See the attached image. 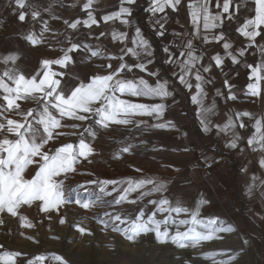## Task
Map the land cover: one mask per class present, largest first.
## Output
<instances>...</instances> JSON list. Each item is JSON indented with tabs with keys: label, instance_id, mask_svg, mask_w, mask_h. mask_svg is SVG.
<instances>
[{
	"label": "crops",
	"instance_id": "crops-1",
	"mask_svg": "<svg viewBox=\"0 0 264 264\" xmlns=\"http://www.w3.org/2000/svg\"><path fill=\"white\" fill-rule=\"evenodd\" d=\"M87 3L88 0H25V8L19 9L15 0H0V63L4 62L5 57L18 54L19 59L14 62L15 67L30 78L40 71L43 59H58L63 54L61 49L78 44L81 46L80 49L69 53L72 57V63L67 67L69 73L60 77H68L72 81H76L77 78L85 81L89 74L102 75L110 71L102 65L110 63L116 68L122 63L118 59L107 57L124 55V62L128 64L147 63V60L151 59L152 63L147 64L148 70L159 72L160 77L168 81L172 96L164 101L148 97L122 98L143 104L165 103L167 107L162 120L157 121L148 116L136 117L137 120H144L146 123L139 128L134 125H110L116 126V131L101 129L97 135L108 137L113 134L116 135V140H119L126 131L120 132L118 127L130 129L128 135H131V139L121 140V143L126 142L135 146L132 150L136 159L126 169L132 174V179L148 177L163 179L167 182L164 196L172 201L174 206L179 204L186 207L189 213L198 208L199 218L204 220L219 218L225 226L235 230L219 233L220 238L202 241L196 247L179 248L171 242L161 244L154 238V233L142 234L132 242L121 233L105 229L98 218H103L105 211L113 214L123 211L126 215L134 216L141 208L145 210L147 216L155 211V206L149 201L161 198L160 194L143 197L136 204L95 206L89 209L82 208L75 201L67 202L60 205L58 210L54 209L47 213L38 207V202H34L30 207L22 206L20 215L17 216L7 212L0 213V220L3 221L0 223V245L3 246L0 253L4 251L22 253L16 258V264H28L30 260L35 264H61L60 261L54 260L53 256L62 257L67 264H219L221 260L233 256L236 259L232 264H264V167L259 164L264 158V150L258 145L251 148L246 145L247 139L255 134V119L264 118V80L257 82L250 78L252 70L249 67V65L258 67L264 63L262 51L264 38L258 36L255 44L249 47V39L237 30L245 19L253 14L251 0H232L230 11L233 19H227L229 14L224 13L222 26L207 31L203 29L201 22L199 36L195 35L191 18L192 9L189 6H182L179 11L167 7L164 12L153 15L148 10L152 0H135L131 5L127 3L122 5V0H93L91 7L85 9ZM220 3L222 5L223 0H220ZM236 5H239L238 12L235 11ZM121 6L130 7L131 16L125 14L119 19L106 23L103 21L104 15L119 11ZM209 7L213 14L222 12V8H216V0H209ZM20 11L28 13L24 22L18 20ZM33 11L39 12L36 19L32 18ZM89 12L98 21L91 27L84 24ZM123 19H127L129 23H122ZM76 21L80 23L75 29L71 28L70 24ZM137 28L152 46L153 55L150 58L142 55L138 59L123 51L125 48L135 47L132 40ZM158 31H163L164 35H158ZM113 32L127 33L128 39L114 40ZM221 33L225 38L223 41L211 39L212 35L218 36ZM30 34H35L40 43L33 45L25 39ZM204 35L209 36V42H204ZM155 37L160 40L162 51L165 47L170 49L174 60L186 58V55L181 57V52L185 51L189 40L193 41L195 54L203 57L189 79L195 85L196 70H200L205 77L203 87L207 96L204 104L207 107L215 106V112L211 116L212 131L208 133L202 131L200 105L194 104L191 100L196 89L193 87L190 92L179 83L178 65L166 63L167 54L164 52L161 64L157 62V50L153 42ZM225 42L232 45L228 51L237 56L239 63H233L226 55L223 48ZM84 45H88L90 50H85ZM241 48L245 49L243 57L238 53ZM96 50H100L103 55L92 57L91 51ZM217 54L224 58L223 70L216 67L215 61L210 59ZM208 65H212L211 71L203 72V67ZM12 68V61L4 64L3 69L0 65V76L5 70ZM52 70L59 73L65 68L52 65ZM139 77L147 79L149 83H154L156 79L150 77L148 72H141L139 68H134L125 78ZM40 78L42 75L38 77ZM249 83H257L260 95L248 94ZM2 95L0 91V97ZM229 95H235L236 99L227 98ZM3 103L0 98V104ZM17 103L21 105V110H38L35 100H18ZM238 112H249L253 118H240L246 125L244 128H240L237 122L235 131L243 137V141L238 150H230L225 147L230 134L219 132L215 125L223 126L229 117L235 120V113ZM5 115L23 122V118L14 112ZM2 120L0 117V121ZM163 122H172L174 127L168 129L154 127L155 124ZM83 125L88 124L83 122ZM192 126L199 130V134L195 133ZM84 137L85 141L92 145L91 136L85 133ZM101 155L102 153L100 157ZM213 157L219 162L206 168L205 158ZM100 163L102 164V161ZM101 164L96 168L102 171L106 166ZM120 168L116 167V173H122V178L125 170L123 164ZM87 173L92 174V171ZM119 181L124 180L122 178ZM251 185H254V189L249 192ZM83 189L98 191L97 185L91 181L86 182ZM108 190H111V186ZM91 192L90 195L93 193ZM137 195L133 193L130 199L136 198ZM201 199L210 203L201 206L199 205ZM89 200L94 199L88 197L84 202ZM21 215L27 220H22ZM164 216H167V213L157 214L158 219H163ZM173 216L176 214L173 213ZM178 218L190 219V215L182 213ZM61 219H65L66 222L61 224ZM25 223L33 226L25 227ZM79 227L88 229L91 235L87 233L81 235ZM186 227L183 226L181 230H186ZM174 231L173 226L172 232ZM40 256L45 259L36 260V257Z\"/></svg>",
	"mask_w": 264,
	"mask_h": 264
},
{
	"label": "snow or ice",
	"instance_id": "snow-or-ice-1",
	"mask_svg": "<svg viewBox=\"0 0 264 264\" xmlns=\"http://www.w3.org/2000/svg\"><path fill=\"white\" fill-rule=\"evenodd\" d=\"M19 9L25 8V0H15ZM93 0H88L85 4V9L91 7ZM123 3L129 5L134 4L135 0H122ZM181 0H152V5L148 9L155 15L157 12H164L167 7L176 10L177 5ZM253 4L252 15L246 18L243 24L237 29L240 34L249 39L251 47L256 42V38L262 35L264 29V0H251ZM192 9L191 18L194 26L195 35L199 36L201 31V22L204 30L215 29L223 24V14L228 13L227 19H233L230 11L232 8V0H223L221 5L220 0H216V8H222V12L213 14L209 7V0H204V3H192L189 5ZM235 11H239V5L235 6ZM131 16V8L121 6L119 11L103 16V21L106 23L110 20L119 19L124 15ZM28 15L25 11H20L18 20L24 22ZM32 18L36 19L39 12L33 11ZM122 23L128 24L127 19L121 20ZM80 21L70 24V27L75 29ZM98 21L92 15L88 14V19L84 24L91 27L97 24ZM159 23V21H157ZM161 27H163L161 25ZM251 29V30H250ZM104 33H101L103 35ZM158 35L163 36V31H158ZM114 40L125 41L128 39L127 33H112ZM33 45L40 43V40L35 37V34H30L25 37ZM212 40L217 42L223 41L224 35H212ZM205 43L209 42V36L204 35ZM135 45L133 48H125V54L130 53L133 57L153 55V49L150 42L144 38L140 29H136L135 36L132 40ZM80 45L72 44L67 49H61L63 56L58 59H43L40 65V71L31 75L29 78L21 70L15 67L14 62L19 59L18 54L9 55L4 58L7 64L13 62V68L5 70L0 76V91L3 95V104H0V213H9L13 216L20 215L22 206H32L34 202H38V207L43 212L58 210L59 206L68 202V196L65 190V180L68 173H75L77 168L75 165L80 163V158H83L88 163L92 161L90 156L95 154V149L90 143L85 141L84 133H88L94 140L97 136V130L91 125L84 128L83 132L62 131L61 129H80L83 122L92 121V124L97 126V129H108L110 125L129 126L134 125L139 128L145 124L144 120H137L136 117H152L160 121L164 115L167 105L163 102L153 104L135 103L131 99L122 97H148L159 98L160 101L166 100L172 96L169 90L168 81L160 77L159 72L149 71L148 63H152L151 59L147 63L139 62L136 64H128L124 62V55L107 57L108 59H118L122 61L116 68L109 63L106 67L110 71L106 74H96L85 77V81L67 80L62 86L59 78L64 76V72H55L52 70V65H59L62 68H67L72 63V57L69 53L74 50H79ZM85 50H90L88 45H84ZM223 48L226 50V55L231 58L233 63H239V59L232 51L230 43L225 42ZM264 51V49H262ZM163 52L167 54L166 63L169 65L176 63L180 69L178 74L179 83L184 85L190 92L195 87L196 92L191 96L194 104L200 105V124L202 131L208 133L212 131L211 116L215 112V106L207 107L204 100L207 93L204 90L203 84L205 77L200 70L194 73L195 85L190 81L193 75V70L196 69L197 63L202 61L203 57L195 54L193 49V41L189 40L186 43L185 51L181 52V57L186 55L184 59H172L173 54L168 47L163 48ZM239 56L245 55V49L238 50ZM100 50L91 51L92 57L102 56ZM215 61V66L223 70L224 58L219 54L210 57ZM212 65L203 67V72L211 71ZM252 70V77L257 82L264 80V63L258 67L249 65ZM134 68H139L141 72H148L150 77H156L154 83H149L147 79L139 77L136 79H127L126 74L131 73ZM42 75V78L38 79ZM7 78V80H5ZM8 81L11 82L8 83ZM210 82V81H209ZM227 84V81H225ZM14 85V86H13ZM248 94L257 96L260 95L257 83H249L247 85ZM231 86H229V91ZM40 94V95H36ZM218 94H222L219 93ZM227 98L235 100V95H229ZM18 100H35L38 105V110L24 109L21 110V105ZM35 111V116L33 112ZM14 112L23 118L21 120L8 118L5 113ZM32 118L30 121L29 118ZM236 119L229 117L227 122L221 125H215L221 133H229L230 139L225 143V147L230 150H238L243 137L235 131L237 122L239 127H246L241 117L253 118L249 112L235 113ZM67 118L73 123L63 122ZM82 122V123H75ZM154 127L158 129H168L174 127L172 122L157 123ZM61 130V131H58ZM79 135L78 144L64 143L59 147L54 146V141L64 136ZM246 145L253 147L258 145L264 150V118L255 119V134L247 139ZM132 144H127L120 149L121 153H131ZM255 150V148H253ZM114 158H120L119 155ZM219 161L213 157L205 158V167L209 168L213 163ZM261 167H264V158L259 161ZM30 166H32L30 168ZM137 171H141L137 169ZM246 171V169H244ZM34 172V174H32ZM30 177V178H29ZM98 187V192L95 193V199L88 202L76 200L82 208L89 209L95 206H120L125 203L136 204L143 197L160 194L159 199L150 200L149 203L155 206V211L150 214L145 213L143 208L139 209L134 216L126 215L123 211H117L115 214L105 211L103 218H98L99 222L104 225L105 229L111 228L113 232L123 234L129 241L134 242L137 237L142 234L146 235L154 233V238L158 243L167 244L171 242L179 248L196 247L202 241H211L215 238H220L219 233L234 231L230 226H225L219 218L204 220L199 218L200 212L197 208L189 213V209L179 204L173 205L164 194L167 191V182L157 178H140L127 179L124 181L105 180L94 181ZM111 186V190L109 189ZM254 185L249 186V192H252ZM138 194L136 198L130 199L132 194ZM115 194V195H113ZM105 197H112L111 200H105ZM210 203V201L201 199L199 205ZM163 215V219H158L157 214ZM173 213L176 216H173ZM189 214L190 219H179L180 214ZM22 220H27L21 215ZM3 221L0 220V223ZM65 219H61L60 223H65ZM121 225H125L121 227ZM25 227L33 225L25 223ZM175 231L172 232V227ZM183 226H187L186 230H181ZM78 231L81 235L91 232L79 227ZM246 243V242H245ZM0 248H3L0 245ZM20 252L4 251L0 253V264H16V258L21 256ZM45 257H36V260H44ZM54 260L60 261L61 264H67V261L60 256H53ZM236 258L229 257L227 260H221L219 264H232ZM28 264H35L34 261H29Z\"/></svg>",
	"mask_w": 264,
	"mask_h": 264
},
{
	"label": "rangeland",
	"instance_id": "rangeland-1",
	"mask_svg": "<svg viewBox=\"0 0 264 264\" xmlns=\"http://www.w3.org/2000/svg\"><path fill=\"white\" fill-rule=\"evenodd\" d=\"M202 1L204 0H181V3L177 5L176 11H179V8L182 6L186 7L192 3H200ZM4 64L6 63L4 62L0 63V65L2 66V69L4 68ZM61 72H64L65 75L69 73L67 68H65V70ZM59 79L62 82V86L65 81L69 80L68 77H60ZM8 83H10V81H8ZM33 115L35 116V111L33 112ZM63 122L73 123V121H68L67 118H65V121ZM89 123L92 125V128H95L97 130V133L100 132L101 129H103V128L97 129V126L92 124V121L87 122L88 125ZM88 125L86 126L83 125L80 129H76V130H73V129H61V130L62 131H76L77 133H79V132H83L84 128L88 127ZM110 129L113 131H116V126H110L108 130ZM118 129L120 130V132L122 130L126 131V133L122 135L119 140H116V135H113V134L108 137H105V136L101 137L97 135L95 138L96 140L92 141V146L95 149V154L89 157V159L92 162L88 163L83 158H80V163L78 165H75V167L77 168V171L75 173L67 174V179L65 180V190L68 196V202H74V201L76 202L77 199H80L82 202H84L86 198L88 197H92L93 199H95L94 194L97 193L98 191L94 190L92 191L93 193L90 190L84 191L83 188L86 182H90V181L91 182H94V181L102 182L105 180L119 181L122 178L123 180L132 179V174L131 173L129 174L128 173L129 171L126 169H128L132 165V162L136 159L135 152H133V150L131 151L130 154L120 152V149L122 147L127 146V144H129L126 142L122 144L121 140L126 141L127 139H131V135H128L130 134L131 131L130 129H126V128L123 129L122 127H118ZM61 130H58V131H61ZM103 130H106V129H103ZM69 142L78 144L79 135L64 136L62 138H59L56 141H54V146L59 147L62 144L69 143ZM100 153H102L101 157H100ZM116 155H119L120 158L118 159L114 158V156ZM100 161H102V164L100 163ZM99 164L106 166L105 169L102 171L97 169L96 167L99 166ZM121 164H123L125 168V170H123L124 175L122 178H121L122 173H116V167L118 169H121L120 168ZM87 171H92V174L87 173ZM90 175L92 176V178H90ZM90 192L93 195L92 194L90 195ZM105 198H112V197H105ZM108 229H111V228H108Z\"/></svg>",
	"mask_w": 264,
	"mask_h": 264
},
{
	"label": "trees",
	"instance_id": "trees-1",
	"mask_svg": "<svg viewBox=\"0 0 264 264\" xmlns=\"http://www.w3.org/2000/svg\"><path fill=\"white\" fill-rule=\"evenodd\" d=\"M153 42L157 50L156 52L157 62L161 64L163 58V51L160 40L155 37ZM192 128L194 129L195 133L199 134V130L196 127L192 126Z\"/></svg>",
	"mask_w": 264,
	"mask_h": 264
},
{
	"label": "bare ground",
	"instance_id": "bare-ground-1",
	"mask_svg": "<svg viewBox=\"0 0 264 264\" xmlns=\"http://www.w3.org/2000/svg\"><path fill=\"white\" fill-rule=\"evenodd\" d=\"M105 169V168H104Z\"/></svg>",
	"mask_w": 264,
	"mask_h": 264
}]
</instances>
